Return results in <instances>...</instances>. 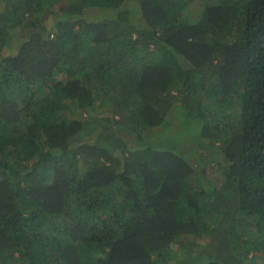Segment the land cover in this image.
<instances>
[{
    "label": "trees",
    "instance_id": "trees-1",
    "mask_svg": "<svg viewBox=\"0 0 264 264\" xmlns=\"http://www.w3.org/2000/svg\"><path fill=\"white\" fill-rule=\"evenodd\" d=\"M0 264H264V0H0Z\"/></svg>",
    "mask_w": 264,
    "mask_h": 264
},
{
    "label": "rangeland",
    "instance_id": "rangeland-1",
    "mask_svg": "<svg viewBox=\"0 0 264 264\" xmlns=\"http://www.w3.org/2000/svg\"><path fill=\"white\" fill-rule=\"evenodd\" d=\"M49 12V11H48ZM50 13V12H49ZM49 18H48V21H49V23H52V21H53V14H49V16H48ZM139 19H141V18H139ZM17 33H20V30L17 32ZM20 37H21V35H19ZM106 105V103H104V102H102V103H97V104H95V106H94V108H92L91 110H89L86 114L88 115H93V114H95L97 111H99L101 108H103L104 106ZM80 115V114H79ZM85 115V114H84ZM69 116L70 117H78L77 116V114H75V113H69ZM175 124V123H174ZM99 136V134L97 133V132H95L92 136H89V137H87V139H89V140H92V141H97V139L99 138L98 137ZM183 142V141H182ZM182 146H183V148L185 149V150H189V147H192V146H194V145H192L191 143H189V142H187V143H182ZM198 150V149H197ZM199 152H201V150H198ZM213 158L214 159H219V160H223V157L221 156V155H213ZM208 160V159H207ZM205 167H209V169H210V171H208L209 173H207V176H216L217 175V168L215 167V163L214 162H210V164L209 165H205V166H202L201 167V169H203V168H205ZM214 167V168H213ZM211 168H213V169H211Z\"/></svg>",
    "mask_w": 264,
    "mask_h": 264
}]
</instances>
